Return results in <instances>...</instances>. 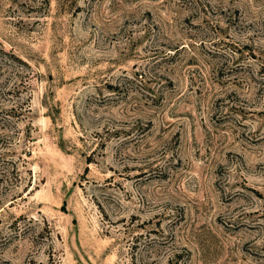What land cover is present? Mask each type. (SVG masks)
Masks as SVG:
<instances>
[{
  "label": "rangeland",
  "instance_id": "obj_1",
  "mask_svg": "<svg viewBox=\"0 0 264 264\" xmlns=\"http://www.w3.org/2000/svg\"><path fill=\"white\" fill-rule=\"evenodd\" d=\"M0 264H264V0H0Z\"/></svg>",
  "mask_w": 264,
  "mask_h": 264
}]
</instances>
